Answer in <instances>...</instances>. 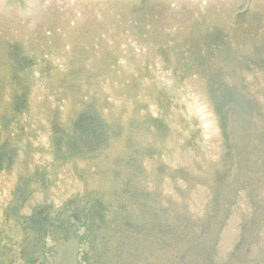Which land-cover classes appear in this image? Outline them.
I'll use <instances>...</instances> for the list:
<instances>
[{
	"label": "bare ground",
	"instance_id": "1",
	"mask_svg": "<svg viewBox=\"0 0 264 264\" xmlns=\"http://www.w3.org/2000/svg\"><path fill=\"white\" fill-rule=\"evenodd\" d=\"M143 0H140V3ZM170 1H174L175 3L172 4V6L174 8H182L181 11H185L183 8H195V12L193 14H188V13H178L174 14L172 12V9H167V12L165 11L161 16L163 18V24L164 23H168L167 20L165 18H170V19H174L176 15V23L178 26H180V28H178V32H173L170 34L171 39H173L175 37V34H179V35H184L187 38H189V42L190 43H194L192 44L191 50L194 53V57H196V59L193 60V63L191 64V66H195L196 64H198L199 60H201L202 58L206 60V57H211V55L208 54V51L211 50L212 51V46L211 44L207 43L208 46L202 44V42H204V39L206 37V40L208 41V37L213 38L214 33L211 31V28L213 26H217L221 23H227L228 19H227V15L221 14L220 12H224V10H226V8L230 7L231 5L233 6V3H236V5L230 9H235V7H237L242 1L246 2H250L251 4H253L256 0H170ZM230 1V2H228ZM66 2V3H65ZM93 2V5L92 3ZM109 2V3H108ZM140 3H138L137 0H132L131 2H129L128 0H30L29 2V6H31V8L36 7L39 8L42 12L44 13H48V11L51 9V20L52 22H55L57 25L59 23V19L57 18L59 15H67L69 17L72 16V21H74V25L77 27H90L91 30L93 31H97V29H99L98 24L101 23L104 27L106 26V24H110V22H115L116 24H119V26L117 27V30L119 32H122V27L126 26V27H130L132 32H134L133 37L135 39H140L144 37L143 32H147L150 33V36H148L149 38H153V39H157V36H162V37H158V39H163V38H168V35L166 33V31H160L158 29H155L154 27L149 28L142 20L137 19L136 23L134 22V17L132 15L134 14V10L135 7H137V9L139 8V6H142L143 4L145 6H157V7H161V5H163V1L161 0H145L143 2L142 5H140ZM182 4H187V5H182ZM262 6H264V0H260V2L258 3ZM14 5V4H12ZM16 6H18L19 4H15ZM92 5V6H91ZM21 6V5H19ZM28 6V7H29ZM132 6V9L130 10V7ZM177 6V7H176ZM129 7V8H128ZM3 8V7H2ZM17 10V9H16ZM175 10V9H173ZM20 11V10H17ZM169 11H171L172 13H170ZM41 12V14L43 15V13ZM56 12V14H54ZM2 13V14H1ZM1 25L2 26H9L14 24L12 21H16L15 17H10V16H5L4 12L1 11ZM132 14L128 17H126L125 15H129ZM57 18V19H55ZM140 18H142L145 21H148V17L145 16H140ZM218 23V24H216ZM64 26H67L65 28V31L67 32L68 36V42L71 43L72 48H74L78 43L74 42L73 40H77L80 41L81 39H85L87 38L85 41H82L84 43H89L92 46H96L98 49H106L107 45L109 43H106V41L104 39L101 40H96L94 37L88 36H81L84 35L81 32L75 31V32H70L69 27L71 26L70 23L68 22V24H66V21L63 20L60 24ZM229 25V24H227ZM18 27V26H17ZM108 27V26H107ZM154 28V29H153ZM239 27H228V26H219L215 29H217V33L218 37L221 39H225V42L229 43L230 40H234V39H238V37L244 36L241 35V32L238 31ZM213 29V28H212ZM73 30V29H72ZM177 30V29H176ZM238 31V32H236ZM245 32V31H243ZM170 33V32H169ZM73 34V35H72ZM113 34V33H112ZM82 37V38H81ZM74 38V39H73ZM242 38V37H241ZM259 38H261V36H259ZM60 39V38H59ZM205 40V41H206ZM209 42V41H208ZM60 43V42H58ZM169 42H167L164 46L157 44L155 47L153 46H149V45H143L144 48L142 50V54L140 56V59L142 58V63H136L135 61H133V64L135 68H133V70L131 71L132 74H135L136 76H134V79L137 81V84L140 85L141 88L137 89L136 91H140L138 94L134 95V96H130V100L127 99L125 96H120V98H122L120 101L122 104H126V105H130L132 108L129 111V114L125 115V117H122L121 112L119 114V110L120 108H115L117 112V120L122 121L124 120V123L126 121L125 124H131L133 125V123L137 120H141L142 117H146L144 116L141 111L139 110V108L137 107H142L144 106V108L149 104L153 102V97L155 95V97H160L164 99V107L168 106L170 102L174 103V107L172 108V112L170 114L171 118L173 119L174 116H176L178 118V116H181L180 113V109L184 108L185 110H187L186 105H180L178 102V98H177V92H180V88L185 89V90H189L190 87L194 86L196 83L197 85H199L200 87H197V90L200 91L201 93H203L201 95V99L204 100V103L206 106H201V104L197 103L196 107L193 106V102H188L190 104H192V108L191 110H187L189 111L188 114H183V118L186 122V126L189 124V129L187 130V135L185 136V140L189 141V144H191L192 142L194 143L196 149H201L202 147L200 145L197 144L196 139H197V135H198V122L200 121L199 117H201L203 114H206V117H204V119H207L205 122L207 124H203L204 127H206V129L204 128V130H206V134L205 136L201 137L200 140H202L203 146H205V151L206 153L203 151H201L203 153L202 156L200 157H196L194 156V153H189V151H185V147L183 145V143H185L183 141L182 145L178 142V137L175 133V131L173 129H170L171 134L168 135L169 129H167V120H165L164 122L162 121L163 117L160 116L158 121H161V124L163 125L161 132L157 131L156 129L154 130H150L147 129V131H142V134L138 136L139 141L141 142L140 138H143L142 143L150 146V147H154L156 148V150L160 151V154H163L162 156L164 157V159L161 161L162 164L166 165V169L165 171H169L170 173H174V169L175 167H177V165H175L178 161L181 162V165L184 166L183 171L188 178V181H186L184 183V180H182L181 182H183V184H181L179 181H177V179H174L173 175H170V177H165L166 175H164V178H162V175L158 176V182H156L154 179L156 177L155 172L153 173V177L151 175V162H148V167H146V164L139 162V164L136 162V164H138L139 166V172L141 173V175L136 178L133 179L132 181V185H134L136 188H150V192H152L153 194L156 193V195L158 196V198H155V200L159 203H164L167 204V207L170 209H173L172 211L168 212L167 215L171 217L175 216V210H180L181 212L185 211V204L186 201L181 198V197H186V193H187V186L188 188H194L196 187V185H203V180H207L209 181L211 184H216L215 181V168L217 165V169L222 167L224 163H229L230 158H226L223 159L222 162L217 163L216 162V158L209 155V151H211V153H220V151L218 150V145H217V141L223 139V132L225 134V136H229L230 132L228 130L225 129L221 118L218 112L214 111L213 108L211 107V101H209L208 97H212L213 99H215V97L213 96L212 93H210V91H205L206 90V85L204 83V81H206V79H200L197 80V77H189V79H187V76H182V77H174L172 79V75L171 72L169 73H164L163 71H165L164 67H161V71L163 72V74L159 73L157 74L155 72L154 67L149 63V59H153V60H161V58L158 57V54H162L163 52H168V53H173V51L175 50L176 46L174 45H169ZM234 43H237L236 40H234ZM22 44V43H20ZM127 47H122V49L120 52H123L124 50V54H127V56H130L131 58L133 57L134 59H138V51L136 50L137 46L131 44L130 42L127 44ZM236 45V44H235ZM240 44H238L239 46ZM119 46V45H117ZM121 47V46H119ZM203 47V48H202ZM82 47H80L78 50H81ZM203 49H205L206 51H203ZM85 49H83L82 51H84ZM190 50V51H191ZM114 51H117L116 49H112L111 52L114 53ZM191 51V52H192ZM105 55L107 53H110V50H106L104 51ZM2 54V53H1ZM4 54V53H3ZM195 54H199V56H195ZM204 56V57H203ZM144 57H146L147 59H145ZM164 58V57H163ZM139 60V59H138ZM207 63L203 62V64L205 65ZM128 65V64H127ZM127 65H122L121 68H117V70H119V74L120 77L124 76L125 72L124 69H126ZM130 65V64H129ZM128 65V69L129 66ZM140 68V69H139ZM212 69V68H211ZM212 71H214V69H212ZM264 73V70H261L259 72L256 71V74L253 72L251 74V77L247 76V84L249 85V88L251 89V91L253 93H256V91L262 92L261 94H257V97H254L252 95H250L249 93H247L242 87L243 85L241 84L240 81L237 82V86H235V88L232 89H236L238 90L237 95L241 94V99L245 100V102L247 103L246 105H251L252 111L249 113H245L242 114L243 117L242 118V123L246 124L248 127L249 132L251 133V135L255 136V139L252 141L253 137H250L247 140V143L254 146L257 142L262 141L261 139H259V137L257 138V135L260 136H264V121H263V117H264V75H262ZM12 76L14 77L15 80H17V78L19 79L18 76H14L13 75V71H12ZM143 78V79H142ZM217 79V78H216ZM143 80V82H142ZM187 81H189L188 83H186ZM77 84V81H75ZM7 83V82H6ZM3 84V93H9L8 88L6 87L7 84ZM71 84H73L72 82H70ZM201 83V84H200ZM226 81H223V84H225ZM229 84V83H228ZM205 85V86H204ZM78 86V85H77ZM81 86V85H80ZM183 86V87H182ZM204 86V87H203ZM7 88V89H6ZM29 87L26 86V88L24 89V96L21 99L25 104L28 102L30 105L32 106H37L38 100L36 99V90H31L29 91L28 89ZM79 88V87H78ZM80 90V89H79ZM85 88H82L81 92L78 93L79 95L84 94L85 92ZM145 91V92H144ZM216 95L219 96L223 102L221 103L222 106V114L226 115V119H230V115H229V109L230 107L227 104V99L225 97V91H221L220 89V83H218V81H216ZM252 93V94H253ZM19 94V93H18ZM30 95V96H29ZM68 95H69V91H68ZM30 97V98H29ZM34 98V99H32ZM169 99H171V101H169ZM11 100L9 99V97L4 95L0 98V114L3 111V109H5V105H10L11 104ZM114 103H112V101L109 100V104H111V106L114 105V107H118L120 104V102L118 103V100L113 99ZM130 101V102H129ZM183 102V101H182ZM13 103V100H12ZM187 103V102H186ZM49 104H52V102H49ZM146 104V105H145ZM87 103H85V107H87ZM245 105V104H244ZM154 107V106H153ZM163 106H161V108H159V113L163 114ZM149 107L147 106V109ZM199 108V109H198ZM87 109V108H86ZM183 109V110H184ZM150 113V115L152 114V108L148 109ZM26 114V113H25ZM258 114V115H255ZM24 115H21V118ZM28 116V115H27ZM33 116V115H32ZM31 117V116H30ZM104 118L102 122H104ZM167 118V117H165ZM25 119H27V117L25 116L22 119V123L24 124ZM157 119V118H156ZM168 119V118H167ZM228 119V120H229ZM164 120V119H163ZM15 122L14 118L9 119L8 122ZM263 122V123H261ZM202 122L200 121L199 124H201ZM231 123V122H230ZM17 124V123H13ZM20 124V126L17 124L15 127H19L22 132H23V138H21L18 141H20L19 144H21V146H23L24 143H26L27 141H31L32 138L29 135V133L27 131L30 130L31 126H29L27 129L24 128L25 124ZM125 127L123 126L126 130V128H128L129 126ZM132 127H131V131H132ZM16 130V128H15ZM65 130H67L65 128ZM2 130H0L1 133ZM12 131L11 128H7L6 132L10 133ZM26 131V132H25ZM136 131H137V127H136ZM141 133V132H140ZM233 134V133H232ZM120 135H128L126 132H120ZM217 137H221V138H217ZM47 138H49V136H47ZM261 138V137H260ZM180 140V138H179ZM129 143L131 144V146L133 147V140L131 138H128ZM201 142V141H200ZM158 144V145H157ZM209 145V147H207V145ZM110 145V144H109ZM140 145L139 143L136 144V146ZM155 145V146H154ZM192 145V144H191ZM13 146V144H12ZM34 144L31 145L32 148H34ZM192 148L194 149V146H192ZM43 149L45 150L43 152ZM47 147H43V145H38V147L35 148V150H27V149H22V151L20 153L17 154V156H19V163H22L23 160L26 159V163H28V158L27 156H30L31 158L32 155L31 153L36 152V154L38 155L39 158L43 157V153L46 155H51L49 153H45L46 151L48 152ZM61 154L58 153L60 155H65V151H67V149L65 148L64 144L62 143L61 146ZM188 150V149H187ZM38 151V153H37ZM217 151V152H216ZM102 152L101 150H97V153L100 155ZM120 152V150L118 151V153ZM193 152V151H192ZM41 153V155H39ZM210 153V154H211ZM106 154V153H105ZM207 156H206V155ZM258 154V152H257ZM45 157V156H44ZM62 157V156H60ZM218 157V156H217ZM238 160H239V156L237 155ZM46 158V157H45ZM142 159H144V156L141 157ZM166 158V159H165ZM61 159V158H60ZM252 160L250 161L251 164L253 165V167L258 166L259 164V159L257 158H251ZM46 161H51V159L46 158ZM171 162H176V163H171ZM184 162V163H183ZM237 162V159L236 161ZM183 163V164H182ZM242 166H244L245 168L248 167V162H242L240 163ZM62 165V163L60 164V166ZM64 165V164H63ZM56 166V165H55ZM89 166V164H88ZM97 167H89L91 172H96V170H99L100 174H101V169H106V164L102 166V161H100L99 165H96ZM102 166V167H101ZM42 167L45 170H50L49 165L46 163H43ZM35 168V167H31ZM85 168V165L83 164V166L73 169L74 173H76L75 171L77 170L79 173H82L83 170ZM85 171V170H84ZM86 172V171H85ZM150 172V173H149ZM77 174V173H76ZM78 178V182L76 183L77 186H81L82 183L79 181V179H81V177H77ZM93 179V180H92ZM91 180H89V182L91 184H99L100 182L97 181L96 178H92ZM162 179H165V182L163 183ZM176 182L180 185L184 186V189L180 192H170L167 191L165 192L162 187L164 188L165 186L170 189L172 184H176ZM66 182L62 181L61 185H64ZM161 184V185H160ZM263 184L260 185V187ZM131 186V185H130ZM160 187V189L158 190V187ZM70 189L74 188V186H68ZM133 187V186H132ZM204 188V187H203ZM205 190V188H204ZM198 192V191H197ZM203 192V191H201ZM204 193V192H203ZM181 195V196H180ZM203 196V194H202ZM201 196V197H202ZM203 198V197H202ZM209 197L206 196V198H203L204 200H208ZM186 200H188V195L186 197ZM203 201H196L197 204H200L202 206ZM205 204V201H204ZM130 208L132 210H134L135 208L132 205H129ZM200 206H197L196 208H194L196 210L193 211V213H196L197 215H199L201 218L203 217L202 213H200V211H204V208L200 209ZM182 209V210H181ZM188 211V209H187ZM106 215H108V212L106 211ZM137 216H139L136 213ZM198 216V218H200ZM136 217V216H135ZM176 219V218H173ZM207 219V218H206ZM162 220H165V218H163ZM148 222V221H147ZM150 223V222H149ZM202 224L204 223H199V226L196 228V233L200 232V228L202 226ZM225 227V228H224ZM224 232H227L228 236H224L225 239H222L220 241L219 244H217L216 249H217V254L219 253L220 255H217L218 259H221L225 262L224 257L226 258L227 255V251L229 252V250H234L235 248L238 247V244H235L237 242V239L235 238L236 235V229L234 227H231V232L228 230V226H224ZM125 232V231H124ZM235 235V236H234ZM253 245V249L251 251V259L255 260L257 258H260L262 251L259 249V247L257 246V244H252ZM239 249V247L237 248ZM176 256H177V264H185L181 258L183 257V252L180 249H175L174 250ZM234 252V251H233ZM247 252V256L246 254L242 253L241 258L244 260L248 259L249 256V252L250 249ZM162 255V253H161ZM140 261H143L142 259H140ZM234 261V260H233ZM228 263V264H232ZM212 262V261H211ZM192 264V263H191Z\"/></svg>",
	"mask_w": 264,
	"mask_h": 264
},
{
	"label": "rangeland",
	"instance_id": "2",
	"mask_svg": "<svg viewBox=\"0 0 264 264\" xmlns=\"http://www.w3.org/2000/svg\"><path fill=\"white\" fill-rule=\"evenodd\" d=\"M61 21H63V20H61ZM98 26H99V29H97V31H95L94 33H91V31L88 29L87 31L81 32L82 34H84V35H81V36L87 37L86 35H88V36H91V37H94V38H99L100 35H103L102 32H100L101 29H102V24L99 23ZM66 27L67 26H64V24L61 25V26L59 24L58 27L56 26L55 28H52L51 32L53 34L54 30H56V34L59 35L60 39L63 42H64V40H66V42H67V39H66V36H65L67 34V32L65 31ZM104 29H105V32H107V35H110V36H108L109 38H107V39L110 40L109 42L111 43V44L107 45L106 49L103 48V49L98 50V48L96 46H92L89 43L88 44H84L86 48L93 49V50L91 51L92 54L87 56L88 57V60H87L88 62L86 64L88 69H90L92 71V76H90V77H92L90 79L92 82H91V85L89 84V92L84 93L83 97L86 98V100H89V98L91 97L90 94L92 93L93 95H96L97 97L100 98L99 101L108 100L109 99L110 101H112V103H114L113 99H116V100H118V103L119 102L121 103L120 100L122 98H120V96H119L120 94L122 96H125L126 101H127V99L130 100V98H131L130 96H134V95L138 94L140 91H136L137 90L136 88L129 89V87L127 85H126V88L122 87L123 91L120 90V88L118 86H119L120 83H122L123 80H120V78H119L120 74H119V72L116 71L117 70L116 66L118 64H121L122 61H127V59H129V61H136L137 62L140 57L138 59H134L133 57L131 58L130 56H127V54L123 53L124 50H123V52L119 53L118 51H120L122 49V47H127L128 46L127 45L128 42H127L126 37H123V40L120 43L117 42V44L119 46H121V47L117 46V44L113 45L112 41L116 40L117 36L114 35L115 34L114 32H112L113 34L110 33L111 29L109 27L108 28H104ZM45 31H49V29H46ZM113 31H118V30L116 29V30H113ZM13 32L18 35L16 30H13ZM86 39L87 38L81 39L79 41L80 44L83 45L84 42H82V41H85ZM50 40H52L51 37H50ZM60 47L61 48H59L58 46H54V45L51 46V48L53 49V54H54L53 58L52 57L50 58L49 55H48V52H50L51 49H49L48 52L45 51L44 55L47 56L48 57V61H50L51 68H52L51 69V73L56 74V68L60 67L59 69H61V70H59V72L61 71V73L63 75H65V74H67L69 72L70 69H72L73 66H75V64H77V62H75V60L72 59L74 57L73 53L69 54V51H67V53L65 51L66 49H69L70 45L68 46V44L65 43V44L61 45ZM138 48H139V46L137 45V49ZM112 49H116L117 51H114V53H112L111 52ZM141 49L142 48H140L138 50H141ZM106 50H110V53H107V54H109L108 56H106L107 58L104 59V61H101V58H99V57L101 55H103V54L105 55L104 51H106ZM182 56L184 57V61H181V63L180 62L178 63V65H180V67H181V65L182 66L183 65L184 66L188 65V64H185L186 63L185 59L188 56L186 57L185 53H184V55L182 54ZM158 57H161L160 54H158ZM144 58L147 59L146 57H144ZM99 61H101V62H99ZM97 62L99 64H97ZM156 63H158L157 66H156ZM151 64L155 66L154 67L155 72H157L158 71V67L161 64H163L165 69L167 70V71H165V73H168V72L170 73L171 72L172 76H175V72L179 73L177 69H173L174 67L168 65L163 60H153V62L151 61ZM22 68L23 69H21V67L17 66L16 64L7 65L5 62L0 61V98L4 95V97L7 96V97H9V99H12L14 101L15 95H17L18 93H19V95H21L23 97L24 96V91H25L24 89L26 88V86H28L29 88L31 87L30 91L34 90V89L36 90L37 94H36L35 97L38 100L37 106H38L39 110L35 109V107L30 105V104L27 105L28 106L27 108L29 110L26 109L25 112L22 113V115H24L22 118H24L25 116L27 117V119H25V122H24V124H25L24 128L27 129L29 126H31L30 130L27 131V132L31 136V138L33 140L32 142L34 144L40 143L42 145L44 143H49V141H48L49 139L47 141H45V137H47L48 135H49V137L51 136V143H52L51 150H49V152H47V151L45 152V153H49L51 155H46V154L43 153V157L40 158V159L44 160L46 158H48V159L52 158L51 161L48 160V163H50L49 164V168H50L49 174H50L51 177H54L56 179L58 178L59 181H60V179L71 181V179H73L74 176L73 175H72V177L69 176V172L65 171V168H64L63 164L61 165L62 169L59 168L57 165L55 166L53 164V161L57 160V158H58L57 157L56 142H55L56 132H55V130L53 131V129H52L53 125L52 124H50V125L49 124L48 125H41L42 122L49 121L50 123H53V121L56 118L58 120H62L63 118L66 117L65 114H64V112H66V111L64 109L66 108V110H67V107H70L69 106V102H68L70 98H68L64 93L61 92V90L63 89V86H62L63 81L60 78L56 79V80L51 78V76H49V74L46 72L48 70L45 71L44 70L45 68L43 69V67L41 65L38 66V67H34L33 69L31 68L32 69V74H33V77H34V80H32V83H31V75H28L27 72H21L20 74L17 75L19 77V79L17 78V80H15L14 77L12 76V70H13V75L15 76L16 75V71L26 70V68H24V67H22ZM191 76L192 75H190V74L187 75V79H189V77H191ZM129 77L132 80H135L133 75H130ZM94 80H97L98 85H100L101 89H103L102 92H105L104 94L101 93V92L99 93V92L95 91L92 88V87H94V84H93ZM188 82L189 81H187L186 83H188ZM5 83L7 84L6 87L9 90V93L7 92L6 94L3 93V84H5ZM84 87H87V86L84 85ZM197 87H200V86L197 85V83H196L194 86L190 87L189 90H185L183 88L182 89L180 88V92H177V98L179 100L178 103L181 106L183 104L186 105L187 110L193 109L192 108L193 106L196 107L197 103L201 104V106H204V107L206 106L205 104H207V103H204L205 101L201 99L202 93L197 90ZM32 99H34V98H32ZM12 100H11V104H12ZM49 100L52 102V104H49V102H48ZM187 100L189 102L190 101L193 102V106ZM99 101L96 102L95 104H96V106L98 108H100L102 114L103 113L106 114L107 111H109L107 114H109L110 116H115L116 112L108 110V109H110L109 106H107V105L103 106V104H101ZM172 103L173 102H171V106H165L164 107V99L160 98V97H155V95H154L153 102L149 103L147 105L149 107L148 109L152 108V115L150 116L149 119L147 118V120H145V122H143V124H142L143 127L144 126H148L149 129L150 128H157V124H156L157 122L155 121V118H157V117L159 118L160 116H162L163 119H164L163 121L167 120V129H169L168 135L171 134L170 129H173L175 131L176 135L179 136L178 137V142L181 145H182L183 141L185 142V143H183V145L185 147V151H189V153H192V154L194 153V156H196V157L202 156L203 155L202 152L205 150V148H204L202 140H200V138L205 136V134L207 133L206 130H204V128L206 129V127H204V125H203V124H207L205 122L207 119H204V117H206V114H203L201 117H199V119L201 118L200 121L202 123L199 124L200 121L197 123L198 124L197 128H198L199 132H198V135H197L196 142L199 145V147L201 145L202 150L201 149H196L195 146H194V149H193L192 145L189 144V141L185 140V136L188 134L187 130L189 129V126L184 125V123L182 121H180L179 118L173 117V119H172L171 116H170V114L172 112V108L174 107V105ZM11 104L10 105H5L6 106L5 109H3V111L0 114V129L4 128V136L8 140V141H5L6 143L3 145V147L6 149V152H7L8 156H11L15 152V147H13L12 144H13V142L16 139L18 140V136H16V130H13L12 137L10 136V134L6 133V129L8 128V126H7L8 122L7 121H9V119L13 118L16 115L15 109H14V107ZM147 106L145 108H144V106L139 107V110L141 111V113L143 115L145 114V112L149 111L147 109ZM161 106L164 107L163 111H162L163 114H160L161 112L159 113V108H161ZM129 107H131V106L128 104L126 108H129ZM119 108H120V106H119ZM131 109L132 108H130V110ZM183 109L184 108L180 109V113L184 114V115L188 114L189 111H187L185 109L183 110ZM120 112H121V110H120ZM50 114H52V116H50ZM127 114H129V113L127 111H125V110L122 111V113H121L122 117H124V115H127ZM165 117H167L168 119L165 118ZM13 123H15V122H13ZM16 125L17 124H14V127ZM130 126H131V124H130ZM130 126L128 128H126V130H125L126 133L129 132ZM90 133H91V136H90L89 140H90L91 143H95L102 136L103 129L100 128V129H97V130H91ZM7 137L11 138V139L9 140ZM179 138H180V140H179ZM125 140H126V137H123L122 138V145L123 146L125 145L124 148L127 146L124 143ZM0 142H3L2 134H0ZM7 142H8L9 145L7 144ZM18 143H20V141H18ZM205 145H207V144H205ZM23 147H24V145L20 146V147L17 146V148H20L21 151H22ZM207 147H209V145H207ZM127 148H129V147H126V149ZM126 149H124V150H126ZM159 152L160 151H157L155 153L153 151V155L150 158L151 161H153L154 155L157 154L158 158L161 155H163V154H160ZM204 152H206V151H204ZM209 152L211 153V151H209ZM146 153H148V152H146ZM34 157H36V154H34ZM122 158H124V157H120L119 159H122ZM41 160H39V161H41ZM62 160H64V159H62ZM85 161H87V160H85ZM85 161L83 163H85ZM171 163L174 164L176 162H171ZM179 164L180 163L178 161L175 165H179ZM59 169H60L61 173H59ZM164 175H166L165 177H167V178L170 177V175H173L175 179L177 178L178 180L180 179L181 181L184 180V182L188 181L186 174H179L178 172L177 173H173V172L170 173L169 171H167V172L164 173ZM58 180H56V181L58 182ZM157 180L158 179L155 178L156 182H157ZM162 182L164 183L165 179ZM204 185L206 186V184H203L202 186L204 187ZM169 190H170V192H175V191L179 192L177 187H175L173 185H171L170 189H168L166 186L164 187V191L165 192H167ZM200 192L201 191H198L197 192V196L195 195V200L196 201H197V198H200V195H198V193H200ZM211 192H212V190L210 191L208 196L211 197V199H213L212 200L213 203L212 204H207V205L203 204V206H201V208L206 209L210 205V206H214V208H217V212H218L219 209L221 208V200H218V199L216 200L215 197H214L215 194H212ZM247 198L249 199V202H246V206L249 205L251 208L246 210L247 208L244 207V208H241L240 210H237L239 212V214L234 213L233 215H231L234 220L230 219L228 221V222L234 224V228H236V230H238V233L240 234V237L243 234V231H244V227L243 226L245 224V221H243V219L245 217L243 215V212L247 211V213H248L247 216L249 215V218H250V216L256 210L255 209L256 208V203L252 201L253 199L251 197H247ZM89 199H98V197L95 195V192H94V193L91 194ZM125 199L127 200V197H125ZM152 204H155V202H152ZM233 207L235 209V206H233ZM217 212L214 211L213 213H217ZM236 219H239L238 220L239 221L238 225L235 222ZM134 245H135V248H136L137 244H134ZM135 254L136 255L137 254H141L140 250H137L133 255H135ZM119 257H120V254H118L117 251H116V254H115V251H114L113 248H110L105 253V255H104V253H102V260L103 261L105 260L106 264H120V262L118 260ZM141 257H145V256L141 255ZM144 260L146 261V259H144ZM134 264H145V263L143 261H137Z\"/></svg>",
	"mask_w": 264,
	"mask_h": 264
},
{
	"label": "flooded vegetation",
	"instance_id": "3",
	"mask_svg": "<svg viewBox=\"0 0 264 264\" xmlns=\"http://www.w3.org/2000/svg\"><path fill=\"white\" fill-rule=\"evenodd\" d=\"M3 145H0V264H52L65 249L69 251L71 264H89L86 246L98 237L102 204L97 199L82 203L79 197L85 189L91 194L94 190L84 187L74 192L56 180L51 184L39 169L37 158L32 163L34 173L29 172L32 166L29 159L28 163L26 159L21 163L22 172L15 171L13 167L19 158L17 154L8 156Z\"/></svg>",
	"mask_w": 264,
	"mask_h": 264
},
{
	"label": "water",
	"instance_id": "4",
	"mask_svg": "<svg viewBox=\"0 0 264 264\" xmlns=\"http://www.w3.org/2000/svg\"><path fill=\"white\" fill-rule=\"evenodd\" d=\"M128 1L131 2L132 0H128ZM137 1L138 3H140V0H137ZM144 1L145 0L141 1L140 5H142ZM161 1H163L164 3L163 5H161V7L160 6L159 7L145 6L143 4L142 6H139V8L137 9V7H135L134 5L133 8H135L134 10L135 15H132L130 13L129 15H125V16L129 18V16L132 15L134 17L135 23L137 19L142 20L143 22L147 23L146 25L149 28L154 27L160 31H167L170 28H173V29L175 28V32H178V28H180V26H178L176 23V18L178 15H176L174 19L165 18L168 23H164V24H163V18L161 15L165 11L167 12V9H172V12L174 14H177V12L180 14L181 13H188V14L196 13L195 8H192V7L183 8L185 11H181L182 8H177L176 10V8L172 6V4L175 3L174 1H170V0H161ZM29 2L30 0H0V11L2 12L3 11L5 12L15 11V12L21 13L22 15L28 14V17H33L36 20L41 21V23H39L38 25L40 24L43 26L46 25L47 29L49 28L50 30H52V28H55L56 26H59V23L57 25L55 22H52L51 20V9L48 11V13H44L39 8L37 9L36 7L31 8V6H29ZM259 2L260 0H256L253 4H251L250 2L245 3V1H242L237 7H235V9H230L236 5L237 3L236 2V3H233V6L231 5L230 7L226 8L224 12H220L221 14L227 15L228 22L227 23L223 22L217 26H213L212 27L213 29L211 28V31L214 33L215 36H213V38L208 37L209 42L206 40V37H205L204 42H202V44L206 46H208L207 43L213 45L212 51L211 50L208 51V54L211 55V57H206V60L203 58L201 59L202 62L207 61V63H212V64L203 65V63H200L199 64L200 66H196L198 67L197 72L200 74L198 75V78L200 76V79H206V81H204L206 85V90L207 91L209 90L210 93H212L214 97L217 94L216 93V81H218V83L222 85L220 86V89L221 91H225L226 99H227L226 101H227L228 106L230 107L229 115H230L231 121L229 122H231L230 123L231 125L232 123H234L233 125L239 128L240 134L238 135L239 136L238 138L241 143L245 142L246 139L249 137L248 136L249 130L247 129V125L242 123L241 117H242V114L245 115L246 112H251L253 107L251 105H246L247 103L245 102V100L240 98L241 94L237 95L238 90L232 89L228 87L227 85L223 84V80L225 78L224 75L226 77L228 76V78L235 79V77L239 74L238 72L244 66L243 59L240 58V56L242 55L245 58H248L247 61L245 62L250 63V64L246 63L247 70L249 68L250 71H256L257 66L260 67L261 66L260 63L264 62V6L258 4ZM15 4H19L21 6L19 5L16 6ZM182 5H187V4H182ZM16 9L20 11H17ZM131 9H132V6L130 7V10ZM41 12L43 13V15L41 14ZM169 12L172 13L171 11ZM54 14H56V12ZM140 16L148 17L147 19L148 21L143 20L142 18H140ZM38 25L35 26V29L37 28ZM222 25L228 26V27L229 26L239 27L238 31L241 32V35H244V36H241L242 38L238 37L240 41H243L242 42L243 44L241 45L240 48L234 51H231L228 48L229 45L226 44L225 39L224 38L221 39L218 37V34H215L217 33V29L215 28L222 26ZM40 31L41 33H43V35H45L43 29H40ZM55 31L56 30H54V32ZM7 35L0 36V59L2 58L5 60L8 59L16 63H25V64L33 63L34 59L27 54L28 51H27L26 46H24V48H21L20 46L17 45L16 42H13V40H11L12 36H7ZM259 36H261V38H259ZM159 37H162V36H159ZM31 38H33V36ZM238 39H234V40H238ZM20 42H22L24 45L29 44L30 42H32L30 44L37 43L35 42V40H32V39L29 42H25L23 40H21ZM191 44H194V43H191ZM154 46L155 45H153V47ZM203 51H206V50L203 49ZM197 56H199V54ZM218 61H224L225 65L224 66L219 65ZM262 66L264 65L262 64ZM211 68L214 69V71H212ZM260 205H261V208L260 207L258 208V212L260 211V209L262 211L261 213H258L259 218H261L264 215V205L262 204ZM223 224H224L223 222L218 223V228H220L221 225ZM262 225L264 224L263 223L260 224V221H256L251 226H248L247 238H246L245 243L242 245L243 247L241 249L242 251L243 249L245 251H248L250 249L251 243L259 242L261 239H264L263 235H261L262 234L261 230L263 229ZM263 233H264V230H263ZM210 235H211V239L213 240V242H215L216 236L214 238L212 234ZM203 255L204 253H201V252L200 254H197L196 256L191 254L190 256L186 257L184 263L185 264H191V263L192 264H207L204 262ZM263 259H264V256L262 260ZM234 264H249V262H246L245 259L242 260L240 258ZM255 264H264V261L262 263H255Z\"/></svg>",
	"mask_w": 264,
	"mask_h": 264
}]
</instances>
